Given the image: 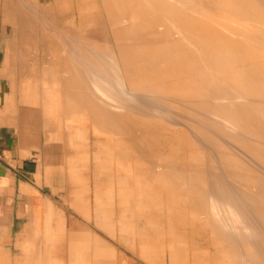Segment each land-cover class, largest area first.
I'll return each instance as SVG.
<instances>
[{"label":"bare ground","instance_id":"1","mask_svg":"<svg viewBox=\"0 0 264 264\" xmlns=\"http://www.w3.org/2000/svg\"><path fill=\"white\" fill-rule=\"evenodd\" d=\"M100 1L102 10L93 0H45L37 10L59 24V69L77 98L84 82L94 135L110 137L98 160L124 172L120 185L135 186L140 202L163 201L175 233L187 220L206 233L210 264H264V0ZM184 231L170 264H189ZM96 252L94 264L112 259Z\"/></svg>","mask_w":264,"mask_h":264},{"label":"crops","instance_id":"2","mask_svg":"<svg viewBox=\"0 0 264 264\" xmlns=\"http://www.w3.org/2000/svg\"><path fill=\"white\" fill-rule=\"evenodd\" d=\"M43 2L0 0V264H94L97 249L113 254L107 264H170L184 230L175 233L178 224L172 228L167 223L165 203L157 208L140 202L136 187L117 184L115 173L93 177L84 82L77 98L59 69V24L54 19L44 22L37 13ZM65 25L80 28L75 22ZM70 41L65 35L66 66ZM75 137L80 139L71 141ZM96 193L103 206L97 207ZM101 215L105 222L96 219ZM155 221L159 225L154 227ZM124 226L131 228L124 233ZM196 239L194 247L189 242V249L182 250L190 264L194 257L197 264L204 249Z\"/></svg>","mask_w":264,"mask_h":264},{"label":"rangeland","instance_id":"3","mask_svg":"<svg viewBox=\"0 0 264 264\" xmlns=\"http://www.w3.org/2000/svg\"><path fill=\"white\" fill-rule=\"evenodd\" d=\"M96 2L98 5V8H96L97 10H102V2L100 1V0H93V2ZM94 2V3H95ZM9 28H10V31H11V28L12 27H10L9 26ZM89 125H90V130L92 131V134H93V136H92V138H91V161L93 162V177L96 179V178H98V177H100V176H103V177H106L107 178V176H108V173H106V172H111V173H115L116 174V181H117V184H119L120 185V181H125V173L124 172H120V173H118V171L116 170V168L115 167H113V166H115L114 165V163H113V165H111L110 166V163H109V161H106V160H104V159H101L100 161L98 160V158H97V153H99V151H100V147H101V145L100 144H102V142H105V140L106 139H109L110 137H109V135H100V136H98V135H94V130H93V128H92V126H91V123L89 122ZM108 137V138H107ZM105 139V140H104ZM113 146V145H112ZM103 147V146H102ZM112 148H114V147H112ZM106 173V174H105ZM102 174V175H101ZM110 176H111V174H110ZM76 177H79V176H76ZM157 191H159V190H157ZM190 223L191 225H188V224ZM186 224L187 225H185L186 227H184V226H182L181 225V228L184 230V228H186V230L185 231H187V236L190 234V233H192L193 231L191 230V229H193V227H192V225L194 226H196V224H193V223H191V222H189V220H187V222H186ZM189 226H191V228H189L188 229V227ZM194 226V231H198V237H197V239H198V241H202V240H204L203 241V245L205 246L204 247V249H203V253L201 254V255H199V260L198 261H202L201 263L202 264H210L211 262H212V259H211V257H212V253H211V251H209L208 252V250L206 249V245H208L207 244V241H205L206 239H203V237L206 235V233H203V237H201L202 236V233L197 229V230H195V228H199L198 226H196L195 227ZM189 230L190 231H192V232H190L189 233ZM200 233H201V235H200ZM186 234V233H185ZM205 234V235H204ZM192 235V234H191ZM190 236V235H189ZM205 238V237H204ZM204 242H205V244H204ZM5 251H9V250H7V249H4ZM15 249H13L11 252H13V253H15ZM196 262V259L194 260L193 259V264ZM190 264V263H189Z\"/></svg>","mask_w":264,"mask_h":264}]
</instances>
